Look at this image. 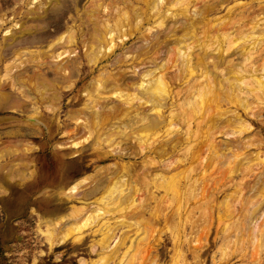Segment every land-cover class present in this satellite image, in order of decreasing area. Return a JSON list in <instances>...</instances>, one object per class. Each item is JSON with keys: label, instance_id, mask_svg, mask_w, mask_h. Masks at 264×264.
<instances>
[{"label": "bare ground", "instance_id": "6f19581e", "mask_svg": "<svg viewBox=\"0 0 264 264\" xmlns=\"http://www.w3.org/2000/svg\"><path fill=\"white\" fill-rule=\"evenodd\" d=\"M104 1L86 10L93 24L85 54L88 63L97 65L118 47L117 38L124 42V37L147 24L146 34L140 31V39L147 45L135 48L137 53L130 62L123 60L122 66H130L135 75V61L152 66L137 74L136 81L135 77L126 80L127 69L104 71L86 88L88 100L71 118L88 135L74 138L73 145L91 140L100 158L113 157L115 162L83 176L67 191L58 190L57 196L71 201L84 187L79 198L94 200L71 205L65 214L46 219V229L41 232L49 248L69 239L81 242L89 231L100 233L101 238L91 246L98 257L90 264H108L119 256L120 249L125 248L127 254L137 241L129 230L115 233L118 226L124 227L122 221L110 222L118 213L136 227L173 226L177 241L202 230L209 232L215 221L223 222L226 227L221 234L232 253L240 250L245 255L251 250L260 255L264 249V0H134L141 6L123 0L126 4L117 8L112 21L98 19V24L93 14L109 4ZM60 2L39 0L23 15L31 23L21 18L2 44L10 46L36 32L41 26L36 22ZM109 2L112 5L113 0ZM74 27L76 24L51 42L48 51L64 48L56 56L44 51L25 58V51L15 52V59L0 75V109L10 106V96L4 92L8 82L11 88L27 85L28 94L26 89H18L29 101L32 93L35 104L54 111L53 105L60 99L59 83L67 81L61 87L70 90L74 82L60 76L62 82L48 84L40 75L24 79L11 72L23 66L27 71L31 64L44 66L47 58L73 52L69 49L77 42ZM18 104L13 107L22 108L23 103ZM37 109L28 115L31 127L41 123ZM254 124L260 125L258 138L249 135ZM251 148L256 154L248 159L245 154ZM17 151L0 150V158ZM137 155L142 157L140 168L124 160ZM25 164L17 177L26 176ZM257 165L262 170L254 173ZM216 170L219 178L213 177ZM249 174L254 175L252 181H246ZM9 176L14 178L11 171ZM139 193L144 197L137 201ZM152 202L154 206H150ZM194 258L200 260L196 251Z\"/></svg>", "mask_w": 264, "mask_h": 264}, {"label": "rangeland", "instance_id": "374dc122", "mask_svg": "<svg viewBox=\"0 0 264 264\" xmlns=\"http://www.w3.org/2000/svg\"><path fill=\"white\" fill-rule=\"evenodd\" d=\"M38 1L0 0V75L5 72V65L15 59V52L25 51V58H27L34 52L48 51L51 42L62 31L76 24L74 30H76L77 42L69 49L73 52L70 54L66 52L56 58H47L44 60V66L38 67L31 64L27 71L23 66L21 69L14 68L11 72L13 76H21L24 79H29L32 75H40L48 84L57 80L62 82L67 78L68 81L74 82V86L68 90L61 87L68 84L67 81L59 83L56 91L60 99L54 103V111L46 109L44 104L38 102L35 104L36 100L33 99L32 93L30 95L32 100L29 101L18 89V87L21 90L26 89L25 92L28 94L27 85L24 84L25 87H22L17 84L15 88H11L7 82L4 86V92L10 96V106L0 109V119H2L0 120V150L16 148L18 151L13 154L2 152L6 155L0 158V185L3 186V190L0 189V264H90L98 257L91 251V246L101 238L100 233L89 231L81 242L73 243L72 239H69L50 249L41 230L46 229V219L65 214L69 206L93 203L94 197L79 198L84 193V187L75 194L77 199L71 201L57 196L59 189H66L83 176L94 173L100 166L115 162L113 157L100 158L91 140L78 146L73 145L74 138L83 134L87 136L88 133L83 127L77 129L76 121L71 116L84 107L88 100L86 88H90V84L104 71L116 73L119 69H127L124 73L126 80L129 78L133 80L135 77L133 81H136L137 74H141L146 68H151L152 63L144 61L140 65L137 60L134 62V65H137L135 75L130 73V66H122L123 60L128 59L130 62L131 56L137 53L135 48L139 45H147V42L140 39V31L144 32L147 24H144L140 31H134L131 37H124V42L117 38L118 47L114 52L102 58L97 65H91L85 54L93 24L88 21L86 10L96 7V3H101L102 0H61L57 8L47 9L44 17L36 22L38 26L41 25L36 32L19 39L10 46L2 44L3 38L10 34L13 24L17 23L14 30L18 28L21 20L26 21L27 24L31 23L23 15L34 8ZM130 1L136 6L142 5L135 3L134 0ZM104 2L109 4L96 8L93 14L98 24V19L107 18L112 21L117 8L126 4L123 0H113L112 5L109 0ZM196 6L200 7L201 4ZM125 10H127L126 7ZM42 11L41 9L40 14H43ZM80 18H83V23ZM114 21L115 18L113 23ZM152 38L153 36L150 39ZM63 50L64 48H56L48 51V54L54 52L53 55L56 56ZM29 51L31 53H28ZM162 51H165L164 46ZM162 57L164 54L160 55L158 62ZM63 63L67 64V68L62 69ZM14 103H19L18 105L23 103V106L15 108ZM35 107H38L36 112L37 115H41V123L31 127L28 125L27 118L29 113L34 112ZM262 116L264 120V113ZM254 127L255 130L249 135L252 134L251 137L258 138L260 125L254 124ZM106 149L107 147H104L103 150ZM255 154L256 150L251 148L245 155L248 159H252ZM124 160L137 163L135 166L140 168L142 157L137 155L125 157ZM16 163L19 165H15ZM22 163L28 164L24 178L16 176L22 171ZM262 167L255 166L254 173L262 170L260 169ZM10 171L14 178L9 176ZM31 171H33L32 174ZM217 172V170L213 171V177H220ZM253 178L254 175L249 174L246 181H252ZM139 194L137 201L144 197L141 193ZM220 199L222 200L223 196L218 198V201H221ZM154 205L152 202L150 206ZM121 221L124 227L118 226L119 229H116L115 233L119 235L121 231L129 230L133 238L137 237V241L132 244V250L129 249L127 254L125 248L120 249L119 256L111 259L108 264H179V262L181 264H264V249L258 256L250 250V247L247 250L250 251L245 255L240 250L232 253V247L227 242L226 236L222 237L221 234L226 227L223 222L215 221L209 232L202 230L191 238L183 237L177 241L174 238L173 226L164 227L157 224L136 227L133 224L134 221L118 213L114 214L113 219L110 220V222L118 223ZM177 247L180 248L177 249ZM195 251L200 255V260L197 262L194 258ZM183 259L186 261L182 262Z\"/></svg>", "mask_w": 264, "mask_h": 264}]
</instances>
